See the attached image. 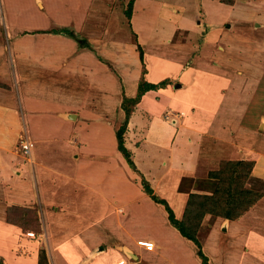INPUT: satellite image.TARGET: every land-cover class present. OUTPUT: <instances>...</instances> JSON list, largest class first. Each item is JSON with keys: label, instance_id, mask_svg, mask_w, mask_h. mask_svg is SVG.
Segmentation results:
<instances>
[{"label": "crops", "instance_id": "0c3cea01", "mask_svg": "<svg viewBox=\"0 0 264 264\" xmlns=\"http://www.w3.org/2000/svg\"><path fill=\"white\" fill-rule=\"evenodd\" d=\"M117 2L126 5L129 0H0L6 13L5 28L12 37L13 55L20 56L14 59L12 66L14 90H9V95L0 91V261L4 264H39L36 249L32 250L31 244L27 243L23 244V249L19 247L21 244L16 235L19 228L7 223L4 216L10 205L34 208L39 197L46 206V193L59 196L56 185L54 188L57 180L64 187L60 194L63 193L66 197V204L60 213L50 217L52 213L37 202L38 207L44 209L46 214V228L66 231L60 236L56 247L51 241L48 242L54 263L82 264L90 244L87 235L79 237V230H83L82 233L85 234L84 231L91 229L85 227L87 218L102 215L99 220L102 226L109 227L114 233L120 232L113 228L116 223L120 224V219L114 223L112 213L108 216L107 210L110 206L116 207L114 210L119 207L123 209V205L127 207L130 203H136L137 197H144L145 193L136 181V172L131 170L117 149L113 122L121 118L124 120L125 113L120 107L123 96L134 97L142 77L150 83L168 80L165 86L148 90L142 95L127 123L131 135L139 137L140 130L145 133L146 139L140 148L144 152L145 162L138 163L136 155L133 160L137 168L143 171V175H148L147 166H150L152 174L154 170H163L165 162L162 159H166L167 152L171 156L181 157L186 150H192L193 144H198L195 153L188 154L189 162H178V169L174 166L176 170L173 177L176 174L178 178L185 175L183 169L190 170L200 166L201 160L208 161V165L212 166L213 159L218 161L219 157L224 156L239 157L240 154L228 144L236 131L242 136L240 138L243 142L249 145L253 143L252 147H248V151H251L249 157L255 159L253 169H261H258L256 176L259 173L260 177L264 175V155L261 153L264 150V140L260 139L261 135L254 129L242 128L241 121L234 120L230 124L227 122V116L235 109L244 115L243 110L247 109L245 102L249 100L240 101L234 92H230L231 87L240 86L241 83L238 78H229L230 71L222 73L216 70L219 63L214 62L215 56L221 54L216 48L214 51L211 49V44L216 43L217 39L226 43V40L231 39L230 35L246 31L244 23L248 24L258 18L257 14H253L251 18L236 23V19L232 18L238 6L243 8L244 2L263 3L264 0H133L131 16L127 19L124 15L115 13ZM216 3L228 7L224 20L230 23L219 34L213 28L205 9L206 5ZM192 8L195 13H192ZM116 15L126 19L129 26V30L123 29L125 34L120 33V36ZM204 24L211 25L210 29H206ZM215 24L220 25L221 21L218 20ZM60 28L71 29L84 37L93 50L80 48L73 38L64 33L49 32ZM177 35L182 38V41L178 39L179 45L173 43ZM151 37L154 41L149 45ZM200 38L207 42H203L196 51L189 45ZM136 43L143 49V63ZM225 53L229 54V46ZM4 61L2 59L0 73L7 70ZM236 98L237 105L231 107L229 104ZM211 108L215 110V114L218 113L216 118L214 115L208 116L207 111ZM167 109L182 113H187L190 109L195 122L188 120L190 128L187 130L182 121L176 123L173 120V124L168 123L161 119ZM199 117L204 122L200 124L201 130L198 129L199 123L197 124ZM69 118L75 121H69ZM91 119L93 122L85 121ZM228 125L231 127L230 132ZM208 127L210 130L205 131ZM80 129L86 131L85 134L81 133L80 140L87 143L65 144L64 150L60 151H67L73 160H69L63 153L61 159L49 162L52 165L49 170L45 161L40 159V150L47 149L54 137L73 131L75 133V130ZM29 131L31 136L28 135ZM21 133H26V137L33 142L29 152L30 163H27V159L19 161L16 158L20 152L15 144ZM173 134L176 140L172 144ZM87 135L93 136V139L87 138ZM195 135L197 140H194ZM210 137H215L216 142ZM124 140L129 149L126 133ZM218 141L225 144L217 145ZM201 143L206 146L203 147ZM51 148L52 145L49 150ZM245 150L241 155L245 154ZM239 159L245 158L241 156ZM58 170L64 171L61 178L57 174ZM67 190L69 191L66 192ZM263 200L264 197L240 219L224 220L221 229L229 231L230 228L242 243L250 241L255 247H264L260 235L244 222L255 220L252 218H255V211L264 206ZM135 209L133 212L144 215L142 210L137 207ZM60 214L64 215L62 221L58 220ZM218 221L219 217L215 223ZM136 237L147 236L138 234ZM186 240L191 244V241ZM181 241L178 239V242ZM153 242L159 247L157 251L147 250V247L144 249L150 252L138 250L143 252L144 261L148 260L150 264H189L178 258L175 260L177 263L174 262L172 256H175V251L165 255L162 252L164 243H158L157 239ZM26 244L29 255L19 254L24 251ZM205 246L210 251L211 246ZM218 247L217 241L214 251ZM126 251L139 254L134 248L127 247ZM123 253H120L115 264L125 259ZM218 255H221V250L213 254L211 264H217ZM253 255L259 260V264H264V255H259L257 251ZM100 257L98 255L95 261ZM95 261L90 264L96 263ZM233 261L241 264V261ZM41 264H47V259H42Z\"/></svg>", "mask_w": 264, "mask_h": 264}, {"label": "rangeland", "instance_id": "374dc122", "mask_svg": "<svg viewBox=\"0 0 264 264\" xmlns=\"http://www.w3.org/2000/svg\"><path fill=\"white\" fill-rule=\"evenodd\" d=\"M127 4L128 3H126V5H121V2H117L115 6V10H114L117 15L119 16L124 15L123 17L126 19H127V15L125 14V10L127 8ZM244 5L245 6L243 8L242 6H238L235 14H233L232 19H236L235 21L236 23H238L237 21L239 20L241 22L243 19L247 20L251 18L253 14L254 15L257 14L258 18L255 19V21L253 22L249 21L248 24L244 23L243 26L244 28H246V31L244 32L241 31L234 36L230 35L231 39L226 40V43L223 40L217 39L216 43L214 42V44H211L212 51H214L216 48V50H218L221 54L219 56L218 55L215 56L216 61H214V59L212 60L214 62H217V64L219 63V66L218 68H216V70L222 73H228V71H230L229 78L239 79V82L241 83L239 84L240 86H235L234 88L231 87L230 92L231 93L234 92L235 96H238L240 98V101L249 100L245 102L247 103V109L243 110L244 115L243 113H238V110L235 109L233 113L231 112L227 116L228 118L227 122L230 124V122L234 120L238 122L241 121L242 123L240 126H242V128L245 127L247 130L254 129L255 132L261 135L260 139L264 140V18H262L264 16V2L263 3L244 2ZM205 9L209 13L208 16L210 17L209 18L211 20L210 22L211 24L213 23L212 26L213 28L216 29L218 34L227 29L226 28L227 24H230V23L224 20L226 11L228 10V7L226 5L216 3V4L206 5ZM18 13H21V12H18ZM192 13H195L194 8H192ZM117 15H116V19L118 18L117 20L120 25L118 26L117 31L119 32L118 35L120 36L121 35L120 33L125 34L123 29L127 31L129 30V26H128V21L126 19H123L119 16L117 17ZM5 16H6V13L2 9L1 3H0V65H2V59L5 60L4 64L7 65V70L0 73V91L9 95L8 92L9 90H14V83H15L13 81V73H12L13 61L14 59H17V57H20V56L13 55L12 37H11V33L5 28V21H4ZM218 20L221 21L220 25L215 24V22ZM260 23H262L263 25H260ZM204 25L206 26V29H210L211 25H208V24H204ZM221 28H223V30H221ZM127 34L130 35L129 32ZM242 36L245 38H243ZM178 39L182 41V38H180V36L177 35L173 39L174 42L173 41L172 42L175 45H179L178 43L180 41ZM152 41H154L152 37L149 38V45L152 43ZM203 42H207V40L204 38L196 39V40H193L189 46L195 49L196 51H198V49L202 46ZM139 45L140 44L136 43L137 50H139ZM228 46H229V54H226L225 49ZM222 47L224 48L222 49ZM190 53L192 52L190 51ZM214 62H212V64H214ZM0 99L2 100L1 95H0ZM4 99H6V97ZM237 99L238 98L231 101L229 105L231 107H233V105L236 106ZM197 106L200 107V105H197ZM194 108L195 107H191V109H194ZM188 111L189 112L187 113H182L176 110L172 111V110L167 109L162 114L161 119L165 120L168 123H172L173 120H175L176 123L177 122L179 123L182 121L184 122V127L187 130L188 128H190V123H188V120L191 121L192 123L195 122V119H193L194 117H191V115L193 116V113L191 112L190 109ZM214 111L215 110L212 108L209 109V111H207L208 116L212 117L214 115L215 117L216 115L217 117L218 113L215 114ZM66 119H68V117H66ZM70 119L71 118H69V121L73 120V119L71 120ZM85 121L93 122V119L85 120ZM121 121H124V120H122L121 118V120L116 119L115 122H113L115 133H116L117 128L121 126L122 124ZM205 122L207 121L205 120ZM198 123H199L198 129L201 130V125L202 123H204L203 119L200 118L197 121V124ZM228 128L230 132L231 127L229 125H228ZM199 130H197V133L200 134ZM209 130H210V127H208L205 131H209ZM139 132L140 134L138 137V135L133 136L130 134L131 132L129 131L128 126L126 127V130H125L126 142L130 144L129 151L131 152V158L132 160H134V157L136 155L137 162L142 164L143 162H145L143 160L144 152H142L140 148H142L141 144L145 142L144 140L146 138H145V133L142 130H140ZM81 133L85 134L86 131L80 129V130H75V133L74 131L72 133L71 132L63 133L61 134L60 137H54L53 140H51V144L48 145L47 149L44 148L43 151L40 150V159L45 161V163L49 167V170L52 167L51 165L52 160H55L57 158L61 159L60 157H63L64 152L62 151L64 150L63 146L65 144L74 145V143L76 144L77 143H84V144L87 143L83 140H80ZM175 133H178V132H175ZM238 133H239L238 131L235 132V136L234 137L232 136V139L230 140V142H228V144L232 148H234L236 153L240 154L239 157L235 156L232 158H226L227 156H224V158L219 157L218 161L215 159L213 160L211 159L213 162L212 166L208 165L209 163L208 161L201 160L200 166L193 167L190 170L183 169L185 170V175L179 178L176 176L177 174L173 177L174 171L180 167L179 165L177 166L178 162H182L185 160L186 162H189L188 154L189 153L194 154L196 151L195 147H198V144H196L195 146L193 144L192 145L193 147H191L192 150L191 151L186 150L184 153L181 154L183 155L181 157H178V156L174 157L173 155L172 157L170 153L167 152V156L165 157L166 159H164L159 153L155 152L156 155L159 154V157L163 158L162 160H164L165 166L163 170H160V169L158 171L154 170L153 174H152V171H150V166H147L146 168V172L148 174L147 176L143 175L142 173L143 171L137 168L136 165H135L136 167L135 170L134 169H131V170L136 172L137 174L136 181H138L139 186L141 187L142 191H143V188L141 186V183H142L141 178L144 177L146 181H148L150 187L152 188L153 194L167 201V203L172 207L176 217H180L184 211V206H185L188 194L190 192L198 191L196 188L192 186V184L196 182L198 179L205 178L209 170L218 168L220 162H222L223 160L231 159V160H252L255 163V159L249 157V155H251L250 154L251 151H248V147L249 146L252 147L253 143L249 145L243 142V139L240 138L241 135H238ZM174 134L171 137L172 144L175 143V141L173 140L174 139L176 140ZM28 135L31 136L30 131L28 132ZM236 135H237V138H235ZM87 138L93 139V136L90 137L89 135H87ZM210 138L211 140L215 139V137H210ZM197 139L198 137L195 135L194 140H197ZM215 142H216V139H215ZM18 143H19V137L15 145H17ZM220 143L221 142L218 141L216 144L218 145ZM224 144L225 143H221L220 146ZM51 145H52V148L49 150ZM125 146H128V145H125ZM174 146H176V144H174ZM202 146L205 147L206 145L202 144ZM61 149L62 151H60ZM168 150L172 151L170 149ZM214 150H212V152ZM243 150H245V154L241 155ZM262 151L263 152L261 153L262 155H264V150ZM206 152H208V149ZM91 153L94 155L93 152ZM64 154L69 158V160L71 161L73 160L67 151ZM17 155H16V158L19 161H24L27 159V163H28L30 160V156L24 157L22 154H19L18 156ZM241 156H243L245 159H239ZM49 162L51 163L49 164ZM174 166L176 169L174 168ZM258 169L257 170L256 169L254 170L253 168L251 169L250 175L254 181L253 182L251 181L250 183L252 184L253 188H257L262 191V196H261L262 198L264 197V175H261L260 177V173H259V176H256ZM259 170L261 171V169ZM63 173H64L63 170L62 171L58 170L57 174H59V177H60ZM149 173L151 175H149ZM262 173H264V170H262ZM159 174L162 176V178H160ZM177 179L178 181L176 182ZM66 183L67 182H64V184ZM55 185L58 188L57 190L59 191L58 197H57L58 194L53 195V194L46 193V198H47L46 206L44 205L45 204L44 200H42V198L39 197L37 201L34 203V208L31 207V209L34 212L33 213L34 216L32 215L31 217L37 222V225H35V230H32V228L31 229L23 228L20 225L18 226L19 229L16 230V232H18L16 234L18 238L17 240L21 244L19 247H22L24 243H27L28 245L31 244L30 247L32 248V250L36 249L35 252H37L36 255L38 257V263H39V258H40V254L42 251L44 255L42 259L44 258L47 259V264H56L54 263L55 261L52 259V252L50 250V247H48L49 245L48 242L51 241L53 243V246L56 247L57 241L61 239L60 236L66 232V231L58 232L54 228H51V229L46 228V224H45V221L47 220L46 214H44L45 208H47L49 212L53 214V215L52 214L50 215L47 213V215H50L51 217V216L56 215L57 213L59 214L60 210H62V208L66 204V197L62 195L63 193L60 194V190H64V187L60 183V180L59 181L57 180L55 182L54 188H55ZM68 191L69 190H67L66 192ZM148 197L146 196V194L144 195V197H140V198L137 197L138 202L135 200L136 203H130L128 204L127 207L122 204L123 209L119 207V209H122V210H119V209L114 210L116 207L113 208L112 206H110V209L107 210V215L110 216V212L112 213L111 219L113 220L114 223H116L115 221L117 219H120L119 220L120 224L116 223L115 225H113V228H115L116 230L117 229L120 230V232L118 233H114L113 231H111L109 227H105L101 225L102 222L99 220H101L102 215H99L98 217H95V218L86 219L85 227L87 226V228H91V229L84 231L85 234L82 233L83 230H79V232H81L79 237L83 238L85 235H87L88 237H91V238L87 237V239L89 240L90 247L87 251L88 253L85 256L82 264L83 263L90 264L94 262L95 258L98 255H100L101 257L98 258L97 262L95 261L96 263L94 264H115L118 260V256L120 257V253H123V247L125 248L128 247L131 249L134 248L137 251L140 250L143 252L144 251L150 252V251H153L154 249L157 251L159 247L153 242V240H156V239L158 240V243L160 242L164 243V246H162V252H164L165 255H167L169 252H171L172 254V251H175V256L174 255L172 256V259L174 262H176L177 261L176 258H178L179 261H184L189 264H195L197 261L199 262V264H201V259L196 254L197 250H196L194 243L191 241V244H189L186 238L182 237L178 233V231L168 223L167 213L164 209V206L162 204L155 203L150 197L149 198ZM261 198H259V200ZM57 201H61V202L58 203ZM37 202L38 204H41L44 209L41 210L38 207ZM254 205L255 204H253L251 207H254ZM134 207H137L140 210H142L144 212V215L141 216L133 212V211H136V209L134 210ZM100 211L105 212L103 210H100ZM254 214H255L254 216L255 218H252V219H255V220L248 221V222L244 221V222H246V225H249V228H252V230L256 234L260 235L259 238L263 239L264 241V206L261 209H257ZM59 216L60 217L58 218V220L62 221L64 218V215L60 214ZM4 217L6 220L7 218L6 213ZM238 219L240 218L238 217L235 220H238ZM216 220L217 218L216 219L212 218L211 215L206 214L201 222V225L197 233L199 241L201 243L202 251L207 257V264L212 263L213 254L215 255L216 253H219L220 250H221V255L220 256L218 255L217 264H235L233 261L234 259L236 260V262L241 261V264H259L260 263L259 260L256 259L257 257L253 255V253L254 251H257L259 255H264V247H255L250 241L242 243L240 238H238V236H235L236 233H233L230 228H229V231H227L226 229L225 230L221 229L223 221L228 220L227 218L219 217V221L215 223ZM211 221H212V224L208 226V223ZM231 225L232 224H230L229 226L231 227ZM97 226H100V227L97 228ZM213 232H216V233L213 234ZM138 234H143L144 236H147V237H136V235ZM178 239H181L182 241L178 242ZM217 241H218L219 247L217 251L216 250L214 251V248L216 249L217 247ZM27 244L24 247V251H20L19 254L29 255L28 251H26V249H28ZM205 245L211 246V249H212V250L210 249L211 252L206 248ZM30 247H29V250L31 251ZM145 247H147V250H150V251H147L146 249H144ZM61 250L62 248H60V251ZM78 250H81V249L78 248ZM143 252L141 253L138 251L139 254L136 255L137 258H130L126 256L125 251H124L123 256L125 254V259L121 260L120 262L121 264H150L151 262H149L148 260L144 261ZM159 255L163 256V253L161 254L159 252ZM154 258H158V257L154 256ZM132 259H135V260H132ZM120 262L118 264H120ZM2 264H4L3 261H2Z\"/></svg>", "mask_w": 264, "mask_h": 264}, {"label": "trees", "instance_id": "16d2710c", "mask_svg": "<svg viewBox=\"0 0 264 264\" xmlns=\"http://www.w3.org/2000/svg\"><path fill=\"white\" fill-rule=\"evenodd\" d=\"M132 2L133 0H129L127 4L125 10L127 17L131 16ZM49 32L64 33L77 41L80 48L93 50L84 37L77 35L71 29H52ZM138 51L140 60L143 63V51L140 45ZM144 71L145 69H143V72ZM167 83V79L158 83H150L142 77L138 82L136 95L134 97L123 96L120 107L125 113V118L121 126L117 128L115 136L117 149L131 169L135 170L136 167L131 158V152L124 144V133L130 114L146 91L163 87ZM253 165L254 162L252 160L230 159L220 162L218 168L209 170L205 178L198 179L192 184L198 191L188 194L184 211L180 217H176L172 207L167 201L153 194L152 188L144 177L141 178V186L144 193L155 203L164 206L168 223L174 227L182 237L194 243L197 250L196 254L201 259V264H207V257L202 251L197 234L201 222L206 214L211 215V217L215 219L223 217L235 220L261 198L262 191L253 188L250 183L254 181L250 175ZM33 213L30 207L10 205L6 208V221L15 226L20 225L23 228H32V230H35L37 222L31 217ZM211 224L212 221L208 223V226ZM43 256V252L41 251L39 264H41Z\"/></svg>", "mask_w": 264, "mask_h": 264}, {"label": "built area", "instance_id": "2783aa9c", "mask_svg": "<svg viewBox=\"0 0 264 264\" xmlns=\"http://www.w3.org/2000/svg\"><path fill=\"white\" fill-rule=\"evenodd\" d=\"M33 146V142L26 137L25 133H23L19 138V143L17 144L18 152L22 153L23 156H29L30 149Z\"/></svg>", "mask_w": 264, "mask_h": 264}, {"label": "water", "instance_id": "95a60500", "mask_svg": "<svg viewBox=\"0 0 264 264\" xmlns=\"http://www.w3.org/2000/svg\"><path fill=\"white\" fill-rule=\"evenodd\" d=\"M125 252H126L127 256H129V257L132 256V258H137L136 255H135L132 251H131L130 253H128V252L125 250Z\"/></svg>", "mask_w": 264, "mask_h": 264}, {"label": "clouds", "instance_id": "9594fccd", "mask_svg": "<svg viewBox=\"0 0 264 264\" xmlns=\"http://www.w3.org/2000/svg\"><path fill=\"white\" fill-rule=\"evenodd\" d=\"M26 134V133H25ZM27 135V134H26ZM17 148V147H16ZM20 154H22V153H20ZM25 157V156H24ZM147 195V194H146ZM148 196V195H147ZM25 207H27V206H25ZM31 208V207H30ZM13 225V224H12ZM127 248H124V251L126 250ZM125 254H126V252H125ZM135 254V253H134ZM127 255V254H126ZM136 255V254H135ZM129 257V256H128ZM130 258H132V256L130 257ZM132 260H135V259H132Z\"/></svg>", "mask_w": 264, "mask_h": 264}]
</instances>
